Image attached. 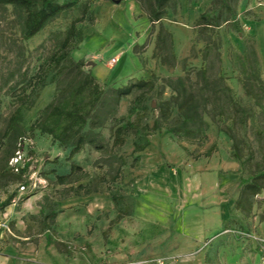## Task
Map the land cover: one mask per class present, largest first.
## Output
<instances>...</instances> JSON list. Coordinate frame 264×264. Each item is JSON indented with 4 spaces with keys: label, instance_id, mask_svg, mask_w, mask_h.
<instances>
[{
    "label": "rangeland",
    "instance_id": "obj_1",
    "mask_svg": "<svg viewBox=\"0 0 264 264\" xmlns=\"http://www.w3.org/2000/svg\"><path fill=\"white\" fill-rule=\"evenodd\" d=\"M141 3L79 0L29 39L21 36L22 10L0 4V203L12 194L10 204L0 209V264H125L160 258L174 264L167 253L176 248H181L179 264H264V192L240 196L241 179L264 156L263 0H169L154 24ZM72 23L80 37L69 56L82 61L83 70L104 89L138 80L148 85L121 98L106 118L102 108L100 123L86 127L100 148L85 144L68 159L69 148L29 131V125L54 95L52 71L43 84L39 77ZM160 29L170 34L171 51L166 43L157 45ZM112 57L114 64L109 63ZM202 66L209 70L202 92L206 112L227 108L219 96L220 84L248 111L245 125L233 128L234 141L219 130L230 125L229 120H213L205 113L206 127L195 138H181L163 128L150 131L159 106L173 102L182 85L183 93L200 92L204 80L197 71ZM253 68L258 69L261 88ZM129 106L134 107L130 114ZM17 111L24 173L11 183L4 177L5 151L13 135L10 118ZM120 118L134 127L121 143H114ZM136 143L144 148L135 151ZM72 162L80 170L71 177L80 179L58 183L56 176L69 173ZM87 182L97 190H81L79 195L69 190ZM112 193L120 196L119 208ZM239 198L244 209L236 206ZM137 200L156 211L163 206L165 228L135 218ZM200 212L205 222H215V231L203 239L197 260L200 249L190 239L193 234L183 236L178 227L182 224L189 231Z\"/></svg>",
    "mask_w": 264,
    "mask_h": 264
},
{
    "label": "trees",
    "instance_id": "obj_2",
    "mask_svg": "<svg viewBox=\"0 0 264 264\" xmlns=\"http://www.w3.org/2000/svg\"><path fill=\"white\" fill-rule=\"evenodd\" d=\"M143 9L147 14L151 24L159 22L164 15V9L169 0H141ZM79 0H63L60 3L54 0H0V4L12 5L23 12L21 24V36L23 39H29L37 34L47 22L56 17L59 13L75 6ZM206 26L211 24L206 21L205 14L200 15ZM80 20V19H79ZM80 37V32L75 30L74 23L66 31L65 36L60 42L57 52L52 54L49 59V65L43 70V75L39 77L41 84L44 83L46 74L52 71L50 81L55 83V92L50 102H48L38 113L37 117L30 123L29 131L37 130L41 134L49 136L53 143L57 146L69 148L67 158L70 159L78 153L85 144H93V147L99 149V145L95 144L92 134L86 130L87 125L96 127L100 122L98 120L99 111L104 108V117L111 114L118 106L121 98L128 96L133 89L142 88L148 85L145 80H138L121 87L105 88L100 85L95 77L83 70V62L74 61L69 56V50ZM166 43L168 50L171 51V36L169 33H163L162 29L157 34V45ZM253 55L254 51H251ZM171 56L172 53H171ZM256 62V59L255 61ZM208 67L202 66L197 71V76L204 80L200 86L199 93H183L184 87L179 89L174 101H164L159 106V115L153 120L150 131H158L161 128L164 132L181 138H195L200 136L206 123L203 119L204 113L209 115L211 119H222L230 121V125H222L219 130L227 134L234 141L233 128L236 124L245 125L248 111L239 107V104L231 97L230 88L225 84H220L218 88L220 98H224L225 105L216 114L206 112L207 97L203 95V90L207 86L205 80L208 76ZM251 74L258 79V69L253 68ZM221 81V77H218ZM219 81V83H220ZM261 81L258 79L257 86L261 88ZM183 93V94H182ZM176 113L173 114V107ZM134 111L133 106L128 107V113ZM217 116V117H216ZM104 118V119H105ZM21 119L19 111L10 118L9 128L11 129V146L5 151L7 161V171L4 177L7 182H15L23 176V159L14 166L9 164L16 151H19V143L23 136L20 135L16 128V123ZM118 125L114 129V143H121L122 136L128 134L133 129L134 123L123 118L117 120ZM135 131V128H134ZM236 145H234L235 147ZM144 145L136 143L135 151H140ZM210 151L205 154L208 155ZM235 158L240 156L235 152ZM242 163V162H241ZM80 167L75 163L70 164V171L64 175H57L58 183L65 184L79 180L80 177L72 178L75 171H79ZM0 168V175H1ZM241 197L254 196L259 192H264V156L258 167L250 172L245 178L241 179ZM4 184L0 183V187ZM74 194H81V190L88 194L96 191L92 188L90 182L85 184L79 183L76 187H69ZM82 192V193H83ZM12 194L0 203V209L10 204ZM111 200L115 207L119 208L120 196L115 193L111 194ZM236 206L241 207L240 198L236 200ZM244 209V206H242ZM122 210V209H119ZM124 213H119L118 217H122Z\"/></svg>",
    "mask_w": 264,
    "mask_h": 264
},
{
    "label": "crops",
    "instance_id": "obj_3",
    "mask_svg": "<svg viewBox=\"0 0 264 264\" xmlns=\"http://www.w3.org/2000/svg\"><path fill=\"white\" fill-rule=\"evenodd\" d=\"M262 3V0H261ZM264 3V0H263ZM147 201V200H146ZM148 202V201H147ZM2 212V210H1ZM156 212V213H153ZM151 213L153 214L151 216ZM6 213H4L5 215ZM132 214L133 216H135V218L137 219H141L143 221H145L146 224L148 225H153V224H158L159 227L161 228H165L166 226V217H165V209L162 206L161 209H159L158 211L154 210L152 206L149 205V203H143L140 202L139 200H137L135 202V204L133 205V209H132ZM156 214V215H155ZM199 220L197 222H195L196 224L189 228V231L186 232V226L184 225H180L179 230H182V234L183 236H186L187 233L189 234H193V237L191 236V240H193L196 245L198 246L197 248H199V253L196 255L197 260L201 257V249L203 246V239L205 237H207V235H211L214 231H215V227H214V223L215 222H205L204 218H205V214L200 212L198 215ZM184 226V227H183ZM244 237V236H243ZM181 251V248H176V249H172L171 251H169L167 253V256H171L174 259V264H179L178 263V259L181 257V255H179ZM151 254V250L149 249V257ZM195 257V256H193ZM125 264H136L135 261L134 262H128ZM181 264H186L185 262H182Z\"/></svg>",
    "mask_w": 264,
    "mask_h": 264
},
{
    "label": "built area",
    "instance_id": "obj_4",
    "mask_svg": "<svg viewBox=\"0 0 264 264\" xmlns=\"http://www.w3.org/2000/svg\"><path fill=\"white\" fill-rule=\"evenodd\" d=\"M115 62H116L115 57H112L109 59L110 64H114ZM20 161H22V156L20 155L19 151H16L15 156L10 159L9 164L13 165L14 170H16V164L19 163ZM20 189H24V185H21ZM173 260H174L173 257H171L169 261H173ZM166 263H169L166 260V258L165 259L160 258V259H150L149 261H147V260L146 261H139L136 264H166Z\"/></svg>",
    "mask_w": 264,
    "mask_h": 264
},
{
    "label": "water",
    "instance_id": "obj_5",
    "mask_svg": "<svg viewBox=\"0 0 264 264\" xmlns=\"http://www.w3.org/2000/svg\"><path fill=\"white\" fill-rule=\"evenodd\" d=\"M92 64H93V62H92Z\"/></svg>",
    "mask_w": 264,
    "mask_h": 264
}]
</instances>
